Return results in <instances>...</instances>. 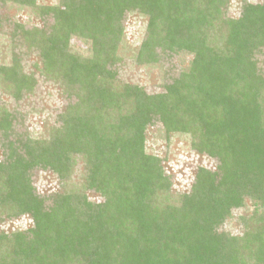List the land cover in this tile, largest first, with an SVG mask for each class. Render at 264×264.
<instances>
[{"label":"trees","instance_id":"trees-1","mask_svg":"<svg viewBox=\"0 0 264 264\" xmlns=\"http://www.w3.org/2000/svg\"><path fill=\"white\" fill-rule=\"evenodd\" d=\"M0 4L28 9V17L53 15L49 29L15 21L0 45L37 51L45 82L76 98L58 126L28 137L15 136L13 114L0 108V264H264V72L256 58L264 0H240L237 19L230 0ZM131 18L145 32L141 45L128 47ZM159 49L183 66L165 92L121 81L123 53L148 66L159 62ZM9 53L0 91L19 101L38 80ZM176 142L216 162L198 167L187 191L175 188L165 166ZM79 160L83 183L69 185ZM41 171L56 178V189L39 191ZM24 218L27 228L8 230Z\"/></svg>","mask_w":264,"mask_h":264},{"label":"rangeland","instance_id":"rangeland-1","mask_svg":"<svg viewBox=\"0 0 264 264\" xmlns=\"http://www.w3.org/2000/svg\"><path fill=\"white\" fill-rule=\"evenodd\" d=\"M38 2L43 6L55 7L58 0H38ZM240 8V0H230L229 16L237 19L240 14ZM27 15H30L28 9L25 11H18L15 6L11 8L8 5L3 6L0 4V36L4 34L8 39L14 29V23L17 20L22 23H27L29 27H34L39 23L42 29H49L51 25H53L54 17L52 14L42 18L36 16L37 19L35 14H33V17H28ZM131 19L127 22L128 24L125 29V35L129 44L128 47H133L132 45L134 44L141 45L143 41V32H145L143 25L138 23V21L133 22V19ZM73 43L75 47L79 49H83L84 47L80 41H73ZM0 47V65H2L5 60H10L12 57V54L9 53L11 47L13 52L21 57L25 72L27 74L35 73L38 80L34 93L24 95L19 101H16L14 97L0 91V108L3 106L6 107L15 118L13 122L14 134L16 133L21 137H28L32 136L33 132L42 133L43 131L44 133L49 128L51 129V126H58L59 124L57 122L59 121V115L68 105L74 104L76 98L68 97L66 94L61 93L59 86L56 85V87H54L45 82L43 77L36 70V65L40 64V57L37 51L30 53L23 47L11 46V43H6L5 46L0 45ZM158 52L161 54L159 62L156 63V65L148 66L137 65L128 58L127 52L123 53L125 64L117 67L121 81L142 87L151 95L165 92V85L171 84L175 79L179 78L183 71V66L182 62L178 60L177 54L167 53L165 55L160 49ZM3 53H5V55L1 56ZM256 58L260 62V69L264 72V49L257 54ZM160 126V122L155 126H151L148 133L153 137L156 129ZM187 149L188 148H184L179 142L174 143V146L169 150L168 160L165 164L168 172L170 170L173 171L171 173L173 175L175 188L179 191H187L190 188L189 185H192L198 167L206 166L214 168L216 165L215 160L190 152ZM2 153L3 151L0 146V159H2ZM83 175H85V167L83 162L79 160L75 169H73L69 185H81L84 179ZM34 177L36 185L41 193L52 191L58 187V183L53 182L56 178L51 173L44 171L35 172ZM182 180L184 181L180 182ZM184 182L187 183L186 186H188V188H182ZM87 195L92 201L101 202L104 200L100 194L87 192ZM241 213H243V211H236L237 216ZM30 224L31 222L27 218H24L14 225L7 227L9 228L8 230H13V227L25 229ZM226 227L227 226H223L221 231H224ZM226 229L229 230L228 228ZM233 230L232 233L235 235L242 234L241 229L238 227L233 228Z\"/></svg>","mask_w":264,"mask_h":264}]
</instances>
